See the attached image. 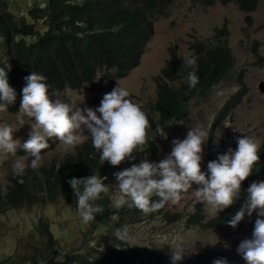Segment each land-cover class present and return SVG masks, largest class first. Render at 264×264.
<instances>
[{"label":"trees","instance_id":"1","mask_svg":"<svg viewBox=\"0 0 264 264\" xmlns=\"http://www.w3.org/2000/svg\"><path fill=\"white\" fill-rule=\"evenodd\" d=\"M35 3L21 17L8 9L7 0H0V66L6 62L8 83L16 90V99L7 109L17 112L20 101V89L24 77L31 71L42 73L46 77L49 90L56 93L70 87L80 89L92 82L99 71L114 81L126 76L136 67L145 51L148 41L154 32L155 18L168 15L175 0H43ZM46 1V2H45ZM212 3V0H193V2ZM223 3L236 2L239 7L252 12L259 0H220ZM41 25V26H40ZM214 39L194 44V55L197 60L196 72L199 76L197 85L188 88L182 79L189 66L182 63V57L172 51L171 58L155 79L157 81V98L147 109L146 115L151 127L158 122L167 125L174 119L185 118L189 113L188 104L192 99L205 96L215 88L222 79L235 68V59L227 42V24L216 29ZM170 81L179 82L178 86ZM237 97V96H236ZM236 97L230 99L215 122L224 114L226 107L234 104ZM156 121V122H155ZM170 125V124H169ZM165 128V131L169 128ZM154 136L149 129L144 147L152 156L159 154V145L164 141ZM58 141L50 138L48 147L42 149V155L52 149ZM24 154L22 149H18ZM221 153L219 145L214 143L209 160ZM260 159L253 165V172L241 182V199L246 194L244 189L253 180H260L264 175V140L258 148ZM136 160H124L119 165H110L98 161V152L90 142L78 145L73 152L64 156V163L55 169V160L49 165L37 169L26 168L22 177L11 175L7 191L0 197V212L5 207L20 208L54 204L60 197H65L76 211L72 189L67 183L72 176H86L91 171L104 175L108 180L109 172L130 166L140 157L134 150ZM155 199V197H153ZM97 203L104 211L96 214L89 223L98 228L106 222L109 214L131 215L132 219H154L163 216L167 221H179L182 218L177 212L165 210L164 205L155 213L143 214L136 208L122 205L111 212L108 194ZM239 201L229 205L217 216L208 220L202 214V203H196L190 214L191 225L210 229L226 224L225 220L238 206ZM121 223V222H120ZM43 233L47 236L44 247L35 248L29 264H173L172 254L156 246H125L115 241L92 242L88 240L86 249L77 248L68 252L62 259L49 225H44ZM27 260V256H23ZM216 258H224L227 264H237L214 253H202L182 257L175 264H212ZM1 264V263H0Z\"/></svg>","mask_w":264,"mask_h":264},{"label":"rangeland","instance_id":"2","mask_svg":"<svg viewBox=\"0 0 264 264\" xmlns=\"http://www.w3.org/2000/svg\"><path fill=\"white\" fill-rule=\"evenodd\" d=\"M36 2L44 1L7 0V7L17 17H21ZM155 16L153 36L148 41L139 64L126 76L110 81L103 71H99L97 77L82 88L68 87L57 94L68 100L83 97L82 102L78 101L81 108L85 105L95 107L102 95L111 91L119 81L120 86L129 89L130 99L140 103L146 113L157 98L158 84L155 77L167 65L172 51L179 57L194 55L195 43L214 39L216 29L227 24V42L235 59V68L205 96L192 99L188 104L190 110L184 118V124L169 125L166 131L168 138L159 145L160 153L157 157L152 156L144 146L142 151L136 154L140 158L146 156L149 160L161 159L170 151L172 138L182 139L191 124H200L208 132L202 145L201 170L206 167L214 143L220 146L223 153L229 146L235 148V137L245 133L254 138L260 146L264 140V92L258 87L259 82L264 80V0H259L257 8L252 12L242 10L234 1L223 3L220 0H212V3L208 4L202 1L195 3L193 0H175L168 15L157 18ZM170 84L178 86L179 82L170 81ZM218 88L223 90L222 95L216 94ZM233 97H236L234 104L226 107L224 114L215 122L217 115ZM52 98L54 97L50 95V99ZM16 114L17 112L8 109L0 110V120L14 125ZM234 127L240 128L243 133L234 131ZM29 129L30 124L26 122L13 133V137H19L22 142L27 138ZM76 147L68 149L67 153L73 152ZM63 150L64 146L60 142L55 144L52 149L43 153L40 166L52 163ZM17 155L22 154L17 150ZM112 173L109 172L106 182L110 189L113 188L112 182L115 179ZM11 175L10 157L0 153V197L7 191ZM260 180H264V175ZM192 187L195 188L196 185L193 184ZM114 195L115 192L108 193L110 201ZM196 203L199 202L190 188L175 204H164L165 210L181 214L182 219L179 221L171 222L163 216H158L139 222L129 214H109L106 222L98 228H93L89 222H83L72 204L63 196L46 207H5L0 212V263L29 264L33 250L41 249L46 244L47 236L43 230L44 225L48 224L61 251L58 254L59 259L73 249H86L88 240L95 243L108 240L128 247L154 245L170 254L172 247L177 251L183 249L181 257L214 253L237 264H245L236 248L240 240L250 237L255 211L251 216L245 215L235 228L226 223L203 229L199 225H191L189 221ZM109 207L112 212L114 207L111 203ZM201 210L206 220L223 211L212 215L204 204ZM118 226H126L129 229L134 236L133 244L116 241L111 237L113 229ZM23 256H27V260ZM47 263V260L43 262Z\"/></svg>","mask_w":264,"mask_h":264},{"label":"clouds","instance_id":"3","mask_svg":"<svg viewBox=\"0 0 264 264\" xmlns=\"http://www.w3.org/2000/svg\"><path fill=\"white\" fill-rule=\"evenodd\" d=\"M182 63L189 66L182 79L188 88H193L199 81L196 57L185 55ZM8 69L7 62L0 66V110L13 105L17 95L8 83ZM24 80L15 124L0 120V153L10 157V171L14 177H22L26 167H40L41 150L48 147L50 138L64 146L55 160L56 170L64 163L68 149L86 142L98 152L100 165L105 161L119 165L124 160H136L134 150L142 151L149 129L154 130L153 138L159 136L166 140L165 128L169 124L185 123L183 118L174 119L167 125L155 121V127H151L141 104L130 99L129 89L120 86L119 81L111 91L102 95L97 106L81 108L78 101L82 102L83 97L76 100L61 98L49 90L42 73L31 71ZM216 94L222 95L223 90L218 88ZM50 95L54 98L50 99ZM26 122L30 129L27 138L21 142L19 137H13V133ZM233 130L243 133L238 127ZM207 135L200 124H191L182 139L172 138L170 151L161 159L149 160L144 156L128 167L114 171L112 189L104 182L107 178L95 171L86 176L68 178L79 218L87 223L103 212V206L97 201L110 191L116 193L110 201L114 208L122 205L134 207L147 215L155 213L165 203L175 204L191 188L196 201L206 205L212 215L239 201L225 220L233 228L245 215L251 216L255 211L251 235L239 241L236 251L245 264H264V180L251 181L241 199V182L253 172L254 163L260 159L259 145L245 133L238 135L235 148L229 146L215 159L208 160L205 169L201 170L202 145ZM18 149L24 154L17 155ZM111 237L126 244L134 241L126 226L114 228ZM172 249L170 259L175 264L182 258L183 249ZM212 264H227V261L216 258Z\"/></svg>","mask_w":264,"mask_h":264},{"label":"water","instance_id":"4","mask_svg":"<svg viewBox=\"0 0 264 264\" xmlns=\"http://www.w3.org/2000/svg\"><path fill=\"white\" fill-rule=\"evenodd\" d=\"M258 87L260 88V90H261L262 92H264V80H262V81L259 82Z\"/></svg>","mask_w":264,"mask_h":264},{"label":"bare ground","instance_id":"5","mask_svg":"<svg viewBox=\"0 0 264 264\" xmlns=\"http://www.w3.org/2000/svg\"><path fill=\"white\" fill-rule=\"evenodd\" d=\"M258 6V5H257Z\"/></svg>","mask_w":264,"mask_h":264}]
</instances>
